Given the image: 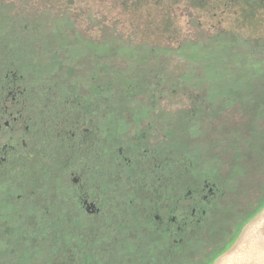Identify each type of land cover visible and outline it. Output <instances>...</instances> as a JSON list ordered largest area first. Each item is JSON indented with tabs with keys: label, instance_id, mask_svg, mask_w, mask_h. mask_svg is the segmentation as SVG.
Wrapping results in <instances>:
<instances>
[{
	"label": "rangeland",
	"instance_id": "1",
	"mask_svg": "<svg viewBox=\"0 0 264 264\" xmlns=\"http://www.w3.org/2000/svg\"><path fill=\"white\" fill-rule=\"evenodd\" d=\"M8 29L7 42H38L36 50L46 42V72L40 71L39 63L27 69L32 74L26 76L30 87L37 91L29 95L38 101L32 111L55 117L56 109L50 112L48 104H39L40 100L46 102L37 88L44 80L53 85L58 80L59 92L83 87L90 94V88L96 87L100 90L96 98L107 104L95 106L94 118H108L114 109L119 114V130L111 134L116 140L111 138L110 160L117 156L121 161L117 148L129 143L128 134L136 133V127H128L136 121L154 128L145 137L150 147H174L178 152L174 157L179 159L176 169L185 167L188 157L191 160L190 169L171 182L165 180L164 170L154 168L151 175L157 178L156 184L153 181L152 187L150 181L145 188L143 182H136L131 166L121 163L115 167L111 161L112 166L104 168L103 180L112 183L111 188L105 187L110 195L108 205L97 197L96 203L90 199L94 209L103 211L101 217L78 216L76 220L70 216L63 229L60 216L59 223L52 222V216L49 219L53 209L58 213L61 208L58 203L49 206L47 214L35 205L39 194L38 204L46 203L45 191L34 195L32 187L25 192L18 189L8 198L12 208L2 205L12 211L0 210V264H55L61 258L63 264H136L144 245L156 254L154 249L161 244L165 247L173 237H181L183 244L174 245L171 257L149 264H242L254 255L253 242L264 232V90L259 89L264 86V0H0V42ZM201 47L207 53L200 54ZM141 51L158 53L149 60L161 62L155 75L163 76L147 87L123 84L121 79L146 75L139 72L141 62L127 63L123 58ZM32 55L34 51L26 53L27 63ZM116 61L122 72L110 76L108 71ZM193 61H201V65ZM130 64L134 68L125 70ZM133 71V76L127 75ZM128 91L136 93L125 102L123 95ZM61 110L66 111L62 105ZM95 132L97 135L98 129ZM181 153L184 156L179 158ZM105 156L101 159L106 160ZM42 163L31 160L32 179ZM160 163L163 165L157 160ZM203 170L214 171L220 185L211 201L199 197L200 210L207 211L203 221L190 223L177 236L158 235L159 241L148 236L139 214L145 215L144 224L150 221L156 226L154 217L159 216V228L176 232L178 224L169 218L176 216L179 221L189 216L195 200L188 197L193 187L186 185L199 176L200 181ZM27 172L25 167L19 174L17 188ZM30 190L32 197H28ZM164 190L168 197L161 202ZM18 194L23 196L21 200ZM146 197L153 201L159 197L155 199L158 209L150 203L152 208H139L135 215L131 210L134 203ZM72 223L78 225V238L66 227Z\"/></svg>",
	"mask_w": 264,
	"mask_h": 264
},
{
	"label": "flooded vegetation",
	"instance_id": "2",
	"mask_svg": "<svg viewBox=\"0 0 264 264\" xmlns=\"http://www.w3.org/2000/svg\"><path fill=\"white\" fill-rule=\"evenodd\" d=\"M9 25L12 26L13 24ZM9 30L10 29L4 31V37L1 36L3 39H1L0 42V202L2 203L0 204V210H2V213H10V211H12L7 208H5V210H7L5 211L2 206L9 205L8 198H11L12 193L14 195L18 189L21 192H25L26 188L32 187L35 193L34 195H36V192L39 193L40 191H42L43 194L44 191L46 193L47 200L45 204L44 201H42L43 203L40 202V204L37 202L41 194L35 199V205L41 207L42 212L45 214L48 213L47 208H49V206L55 207L58 203V207H60L64 201H66L64 205L69 206L67 205L69 201L77 217L85 216L88 219L92 216L91 218L94 219L99 218L102 215H100L99 212L102 210L100 207H98L99 209H94V204L98 198L100 203L105 201L104 203L108 205L107 200L110 195L105 187L111 188L112 183L109 185L103 181L104 173H102V171L107 166H112L111 161H114L113 166L115 167H120L119 165L121 163L131 166V171L136 176V182H143L141 186L143 188H145L150 181H154L156 184L157 178L152 176V171L155 170L154 168L157 169V167H159L157 169L159 172L164 170L165 180L167 182H171L175 178H178L175 165L179 159L177 160V158L174 157L178 152L174 147H170L168 150H156L155 147H150L152 145L147 143L145 137L147 139L148 135L146 134H150L154 128H152V125L146 126L145 124H140L142 122L139 123L136 121L133 124H129L128 128L134 129L136 127L134 129L136 133L128 134L129 138L127 141L129 143L117 148L118 155L122 158V162L117 156H114V158L110 160L111 153H113L112 144L114 143L112 139H116L112 138L111 134L109 135L111 129L107 119L94 118L95 113L97 114L95 108L97 98L94 92L96 90L100 92V90L95 87L90 88V94L87 93L88 90L83 87L75 89L78 91L77 93L74 92L75 90H73V92L69 90H60L59 92L58 88L61 89V84H59L60 82H58V80L54 81V85L47 84L44 80L41 82L40 87L37 88H39V92L43 94L41 98L45 99L46 102L40 100L39 104L44 107L48 104L46 108H49L50 112L56 109L57 111L54 112L55 117L48 116L44 111L40 113L32 111V109L38 107V101L35 102V98L31 99L29 95L31 94L30 92L34 93L37 91H34V89L30 87L29 79H27L26 76L31 75L32 77V74L30 71L28 72L27 69L30 68L29 66L31 65H34V67L35 65L38 66L39 63L40 71L46 72L48 67L46 62V50H44L46 48V42H41V50H36V48H34L38 42H18V44L17 42H7L6 39L9 38L10 34ZM30 51H34L35 55H32L29 58L31 62L27 63L25 55ZM38 51L40 55H37ZM34 70H36V68H34ZM135 93L136 92H134V94ZM71 100L72 103H70ZM74 101L78 102L75 104ZM102 101L99 102V104L104 103ZM61 105L66 111L61 110ZM131 114L132 113H130V116ZM95 129L99 131L97 135ZM125 129L121 128L120 130L124 131ZM92 143L94 145H92ZM104 153H107L106 156ZM103 156L106 157V160L101 159L104 158ZM180 156L183 157V153L179 155V158ZM188 158L191 160L190 157ZM31 160L43 162L41 166H37L38 172L34 174L35 179H32V176H30L31 172L29 171V166ZM143 160L147 162L145 164L143 162L141 163ZM157 160L163 161V165H161V163L157 164ZM137 165L138 167L136 168ZM25 167L28 168L27 178L24 177L20 179L21 186L17 188L20 183L15 184V181L19 179V174ZM113 170L114 169H112V172ZM158 177L159 179H163L162 176ZM202 177L200 181V176L199 178H193L188 181L186 185V187L189 186V188L193 187L192 190H188V197L195 200V205L190 208V217L187 214L184 216V219H180L179 221H176V216H171L169 218V221L178 224V226L175 227L176 232L169 229V227L159 228V223H161L159 216L154 217V219L158 221L156 226L154 224L152 225L150 221L144 224L145 215L142 213L139 214V208L145 210L148 209V207L152 208L150 203L151 205L154 204L156 207L157 202L155 199L158 198L160 200L159 197H155L154 201L152 200L153 198L149 199L146 197V199L134 203V209L131 210L135 215L138 216L139 214L140 218L143 219V222L140 224L146 226V234L148 236L152 237V239H156L158 235L162 236L164 233L168 234L166 237H172L173 235L177 236L186 226L190 227V223L194 222V224H199L203 221V216H206L207 211L205 209L200 210V198L204 201H211V198H216V190H218L220 185L219 182H217L218 180H216L214 171L205 172L203 170ZM154 182L152 183V187ZM68 188H71V191H65ZM225 189L228 188L226 187ZM203 191L205 192L204 194H202ZM167 192L165 190L164 193L160 192L161 202L168 197V195H166ZM195 194H197V196L194 197ZM28 195V197H32L31 190ZM21 196V194H18L17 198L22 199L23 196ZM24 198L26 197L24 196ZM13 199L14 196L12 200ZM90 199L95 203L90 202ZM116 203L118 202L116 201ZM9 207L12 208L11 204ZM164 207L165 205L161 204V208L163 209ZM156 209L158 208L156 207ZM88 212H92V215H88ZM131 214L134 218L137 217L133 213ZM122 219L123 217L121 216V220ZM109 225L110 223L108 226ZM93 227L99 229L97 225H93ZM100 227L104 228V225ZM61 228L63 229V227ZM157 228L161 229V232H158ZM7 234H11L8 229ZM174 238L175 237H173L172 242L163 243L165 247H163L161 243H158V245H161L154 249L156 250V254L151 252L150 248L147 249L144 245L143 247L145 249L139 252L142 254L139 257L137 256L138 261L136 264H143L145 261L149 264L156 260L164 261L167 257H171L169 253L174 251L172 249L174 245L178 246L183 244V239L181 237ZM159 240L161 239L158 238V241ZM77 244L79 245V243ZM161 247L162 249H159ZM65 250L67 251V249ZM72 253L76 255L75 252ZM54 259L55 257L53 260ZM62 262L63 260L61 258V260L57 261L55 264H63ZM80 263L84 264L82 261Z\"/></svg>",
	"mask_w": 264,
	"mask_h": 264
},
{
	"label": "trees",
	"instance_id": "3",
	"mask_svg": "<svg viewBox=\"0 0 264 264\" xmlns=\"http://www.w3.org/2000/svg\"><path fill=\"white\" fill-rule=\"evenodd\" d=\"M183 47V46H182ZM203 47H201L199 50H200V54L202 53V54H205V53H207L204 49H202ZM154 51H155V49H154ZM118 54H120V53H118ZM131 54V53H130ZM152 54H158L157 52H155V53H153V52H151V51H141V52H139L138 54H136L135 56L134 55H128V54H126V56H124L123 58H126V60H127V63L128 62H132L133 64H134V62H141L140 63V66H139V68L138 69H140L141 71H139V72H143L144 74H148L149 72H150V74H153V76H149V77H145L144 75H142V77H140V76H138V77H131V80H130V78L129 77H127V78H125L124 80H120L123 84L125 83V84H128V83H130L129 85H132V86H136V87H139V85H140V87H147V86H151V85H149L150 83L149 82H156V81H158L159 82V77H162L163 75H155V74H157V73H155V71H157L158 69H160L161 68V62H159V61H157V64H154V63H151L150 61L151 60H149V58H151V55ZM199 54V53H198ZM164 55H166V54H164ZM185 55V54H184ZM59 57V55L57 56L56 55V58H58ZM147 63H150V64H152V66L154 65L155 67H152L151 65H147ZM193 63H194V65H201V61H199V62H194L193 61ZM203 64V63H202ZM127 65V64H126ZM119 62L117 63V61L115 62V65L112 67V70H109L108 72V74L110 75V76H114V77H117V75H118V73L119 72H122L121 70H120V68H119ZM136 66V65H135ZM150 66H151V68H153V70L150 68ZM134 68V66L132 65V64H130V66L129 67H127L125 70H131V69H133ZM99 69V68H98ZM103 69V68H102ZM124 70V71H125ZM153 73H152V72ZM134 72H136V71H133V72H131L130 74H127L128 76H133L134 75ZM106 73H107V71H106ZM141 74V73H140ZM144 76V77H143ZM141 82V83H140ZM140 83V84H139ZM96 88V87H95ZM260 90H264V86L263 87H260L259 88ZM99 91L98 90H96L95 92H94V94L95 95H97V96H99ZM129 95H134L133 94V92H131V91H128V93H126L125 95H123V99H124V101L126 102V101H129V100H131V96L129 97ZM103 97H108V95H103ZM224 98H226V96H223ZM99 100V97H98V99L96 100V105L100 102V100ZM107 103H104V104H100V106H102V107H104L105 105H106ZM127 106V105H126ZM102 111V110H101ZM117 110L116 109H114V112H110L109 113V117L108 118H105V119H107V121L109 122V127H110V129H111V132L109 133V135L110 134H112V133H115L116 131H118L119 130V124L117 123V116H119V114L116 112ZM121 129V128H120ZM185 161V167H183L182 165L181 166H179L178 167V169H176L177 170V175L179 176L180 174H182L185 170H188V169H190L189 167H190V164H189V160H184ZM98 168V167H97ZM96 168V169H97ZM112 168V167H111ZM186 168V169H185ZM99 171H102V170H100V169H98ZM116 170V169H115ZM114 171V170H113ZM102 173H104V170L102 171ZM64 204H66V201H64L63 202V204H62V206H61V208H59L58 209V213H56L55 212V210L53 209V211H52V213H51V215H49V219H50V217L52 216L53 218H51V220H52V222H54V223H59V221H58V216H60L61 218H62V220L60 219V221H61V226H59L60 228L63 226V224H65V223H67V221H68V219L67 218H69L70 216H72V217H74L76 220H78V218L79 217H76L75 216V214L74 215H72V212H74L73 210H71L70 208H68V206H66V205H64ZM68 212H70V214H68ZM75 213V212H74ZM66 214H68L67 216H66ZM66 219V220H65ZM74 224V225H73ZM76 226H78L77 224H75V223H72V224H67V228L69 227L70 229V231H72V233L73 234H75L76 235V237H79L80 236V233L79 232H77V229H79L78 227H76Z\"/></svg>",
	"mask_w": 264,
	"mask_h": 264
},
{
	"label": "clouds",
	"instance_id": "4",
	"mask_svg": "<svg viewBox=\"0 0 264 264\" xmlns=\"http://www.w3.org/2000/svg\"><path fill=\"white\" fill-rule=\"evenodd\" d=\"M264 232L259 233L253 242L254 255L250 256L242 264H264Z\"/></svg>",
	"mask_w": 264,
	"mask_h": 264
}]
</instances>
